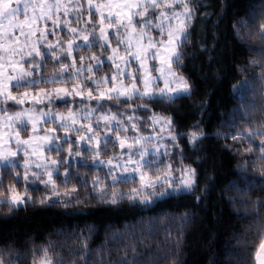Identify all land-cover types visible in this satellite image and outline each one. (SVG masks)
<instances>
[{
  "label": "snow or ice",
  "instance_id": "snow-or-ice-1",
  "mask_svg": "<svg viewBox=\"0 0 264 264\" xmlns=\"http://www.w3.org/2000/svg\"><path fill=\"white\" fill-rule=\"evenodd\" d=\"M199 6L200 0H0V121H3V128L11 130L0 135V143L3 145V149L0 150V168L22 186L31 175L34 185L39 182L45 186L51 185L55 189L56 185L51 179L52 172L48 171L49 164L40 162L43 158L40 149L45 144L48 145V151L57 154L65 149L63 145L54 143L59 139L55 136L56 129H44V123H58L61 130L70 129L79 133L85 125L79 128L75 125L81 120H91L94 114L99 112L100 115L95 116L96 126L102 128L105 135L99 137L94 133L91 124H88L87 131L93 134L79 138L85 141V151H93L87 147L91 141H95L96 148H99L101 140L105 152L108 151L109 144H118L120 149L127 148V152L113 157L121 160L120 164L113 165L112 159L106 162L109 166L108 175L111 177L109 189H114L117 184H129L136 180L137 176L139 177V187L127 193L112 191L109 195L106 188H99L101 203L118 207L121 202L127 200L132 202V207H136L137 204L150 207L156 202L174 196L179 191L192 192L195 196L193 189L198 190V187L194 168L177 169L183 172V177L178 180L177 187H172L170 164L161 169L159 165L164 163L163 160L145 159L149 152L143 146L133 151L134 144H140L141 140H151L153 137L121 138L118 133L128 131V127L124 126V120L120 117L130 122L129 127L133 132L138 131L137 123L134 121L139 120L136 115L137 109H142L148 116V121L145 123L150 122L153 127L160 124L163 126L160 131L169 132L168 139L173 142V147L179 155H183L177 142L179 138L187 139L195 145L205 135L199 123L192 126L194 131L188 137L183 133L173 135L176 125L170 116H158L154 113L149 116L153 107L157 105L178 112V107L172 106L176 105L178 100L190 97L192 94L188 80L178 74L173 65L182 67L184 53L180 49L189 42L188 29L192 19L196 17V8ZM202 15L207 17L211 14L202 13ZM260 21L257 23L253 20V23L257 26V35L264 41V12H261ZM73 24L76 26L73 27ZM240 26L247 29V25L243 22ZM58 32H63L69 39L62 40ZM49 35L56 38L55 43L48 40ZM89 36L92 37L91 40ZM77 39L81 43H75ZM74 44L77 53L85 47L89 52L96 47L104 59L101 60L100 56L95 54L87 57L79 56L80 67H77V58L72 56ZM201 47L203 51H209L208 48ZM61 56L63 60H68V63H64ZM212 59L214 57L209 56V60ZM49 61L56 62L54 67H58V72L51 76H40L41 67L46 69ZM86 61L95 63H86ZM105 64L108 66V73L97 78L95 73L104 72ZM250 65L260 67L259 73L254 75L264 81V66H260L255 60L250 61ZM85 72L90 75H84ZM153 72L156 75H153ZM42 84L72 86L46 90L41 87ZM34 88L40 91L33 94L31 90ZM76 97L80 99L76 100ZM57 100L65 108L69 104L77 105V111L68 108L65 115L40 109L39 114L36 115L37 104L48 106ZM9 101L12 102L13 109L19 107L20 110L10 112ZM92 101H95L94 107L91 106ZM26 102H31L32 107L23 108ZM113 108L117 111L113 112ZM129 111L131 115L128 114ZM29 125L32 135L22 139L20 132L27 133ZM111 125H114V131ZM40 130H44V135H38ZM108 133H111V136ZM217 135L219 138L220 134ZM246 135L249 140H253L257 135L261 137L256 148L259 154L257 157L259 167L253 160L247 164V170L251 172L255 169V175L260 177L261 183H264V121L255 132H248ZM230 138L239 139L235 133ZM69 139L66 135L65 143H68ZM129 140H132V143H128ZM13 141L15 149L10 146ZM76 143L78 144L79 141ZM67 151L69 156L80 155L79 152L73 153L71 148ZM245 151L252 152L253 149L249 147ZM169 154L166 146L163 153L160 147H156L152 153L153 157ZM96 155L99 156L98 151ZM18 156L23 159V164L17 159ZM33 156L36 157L35 160L32 159ZM124 156H127L126 161ZM59 163L63 164L65 160L61 159ZM100 163L105 162L100 161ZM57 164V160H51V165ZM129 165L132 167L129 168ZM17 167L20 171L13 172L12 170ZM33 168L40 171H32ZM121 169L123 171L117 175L116 173ZM144 169H151L152 175ZM161 172L163 175H160ZM43 175H47L48 179L41 180ZM64 183L67 184L68 180ZM100 183L99 180L93 181V190H96V186ZM81 184H87V181H81ZM0 189H4L0 191V205L6 206L9 213L19 210L26 202L32 201L31 195L27 192L21 195L15 184L8 185L5 189L2 176H0ZM34 190L40 189L35 187ZM72 191L74 192L75 189ZM60 195L53 191V196L57 199L45 196L38 202L44 205L51 200L50 206H62L66 209L73 204H82L78 197L64 201L59 198ZM63 195L71 194L65 192ZM196 199L199 200L200 197ZM258 203L264 206V201ZM253 210L259 222L256 223L253 238L243 241V258L237 264H264V216L260 215L258 208ZM77 211L82 213L83 209ZM183 219H187L186 214ZM151 231L149 228V235ZM79 238L82 248L80 262L89 264L91 256L88 255L87 237ZM129 246L132 257L129 259L125 252L120 264H140V255L135 245ZM39 251L43 255L37 258L36 264H67L63 258L54 260L48 254L47 248L41 247ZM55 255L58 257L59 253ZM0 264H13L10 251L6 254L4 249H0Z\"/></svg>",
  "mask_w": 264,
  "mask_h": 264
},
{
  "label": "trees",
  "instance_id": "trees-1",
  "mask_svg": "<svg viewBox=\"0 0 264 264\" xmlns=\"http://www.w3.org/2000/svg\"><path fill=\"white\" fill-rule=\"evenodd\" d=\"M261 12L264 0H200L180 70L192 94L172 106L178 112L157 105L149 113L170 116L185 137L199 123L205 135L195 145L183 138L181 155L196 170L195 196L181 193L150 207L129 202L67 209L28 204L0 219V249L11 252L13 264H36L41 247L54 260L81 264L80 236L87 237L89 264H120L125 252L131 259L129 245H135L140 264H237L243 258V241L253 238L259 222L253 209L264 216L258 203L264 201V183L255 169L247 170L253 160L259 167L261 137L253 142L246 137L264 121V81L254 75L260 67L250 65L255 60L264 66V41L253 23L261 22ZM136 115L146 116L142 109ZM233 133L239 139H231ZM249 147L252 152L245 151ZM81 208L82 213L77 211Z\"/></svg>",
  "mask_w": 264,
  "mask_h": 264
},
{
  "label": "rangeland",
  "instance_id": "rangeland-1",
  "mask_svg": "<svg viewBox=\"0 0 264 264\" xmlns=\"http://www.w3.org/2000/svg\"><path fill=\"white\" fill-rule=\"evenodd\" d=\"M194 18L191 21V26L193 25ZM73 27L76 25L73 24ZM190 26V28H191ZM51 27V25H49ZM190 28L188 31H190ZM256 29V26H254ZM190 33V32H189ZM58 35L62 38V40L67 41L69 37L64 36L63 32H58ZM246 35V34H245ZM248 38V36H247ZM55 37L52 35L48 36V40L52 41L55 43ZM92 37L89 36V40H91ZM75 43H81L79 39L76 40ZM43 50V49H42ZM180 51L183 52L182 48ZM95 54L97 56H100V50L96 47H93L91 52L85 47L82 48L79 53L76 52L75 50V44L73 45V52L72 56L77 58V67H80L79 63V56H89ZM61 59L63 60V56H61ZM100 59L103 60L104 57L100 56ZM64 63H68V60H63ZM55 61H49L47 68L45 69L43 66L41 67L40 70V76H51L53 74H56L58 72V67H54ZM86 63H95L94 61H86ZM27 67V65H26ZM133 68H135V65H133ZM173 68L177 70L178 74L182 75L180 73L181 67L177 65H173ZM109 71L107 64L104 65V72H96L95 75L97 78H99L102 75L107 74ZM153 75H156L155 72L152 73ZM67 76V74H65ZM84 75H90V73L85 72ZM186 79V78H185ZM83 83V81H81ZM72 85L70 84H42L41 87H43L46 90H50L52 88H59V87H67L71 88ZM161 86H163L161 84ZM33 94H36L37 92L40 91L38 88H34L31 90ZM14 94L15 90H13ZM76 100H79V97L75 98ZM9 110L11 111H18L20 110L19 107L13 109L11 107L12 102L9 101ZM47 104V102H46ZM91 106H95V101L91 102ZM25 109H29L32 107L31 102H26L23 106ZM36 115L39 114V110L43 109L44 111H49L51 110L52 112L56 113H63L67 115L68 108H71L73 111H77V105L75 104H69L67 108L62 106L60 102L57 100L52 104H48V106H45L44 104H37L36 106ZM113 112H116V110L113 108ZM131 115V112L128 113ZM100 115L99 112L94 114L93 118L91 120H81L75 127L79 128L81 125H85L83 130H81L79 133H75L72 130H61L60 127L58 126V123H44V129H56L55 131V136L58 137L59 139L54 141V143L63 145L65 151L60 152L57 154L56 152H50L48 151V145L45 144L43 147L40 149L43 153V158L40 162L43 163H48L49 168L48 171L52 172V181L55 183L56 187L53 189L51 185L45 186L43 183L36 182L34 185L32 180H31V175L28 181L23 182V186L20 183H17L14 181V179L11 180V175L8 174L7 177L4 178V188L8 185L15 184L17 191L21 194L24 195L26 192L28 195H31L32 201L26 202L21 208H24L26 205L30 204L32 206H37V207H47L50 206L52 201L49 200L47 204L41 205L38 201L41 199H44L45 196H51L52 199H57V197L53 196V191L60 193V199L67 201L69 199H76L77 197L79 200L82 202V204L77 205L73 204L72 206L74 207H79V206H86V204H91L92 205H107L104 203H101L99 201V198L101 196V193L99 191V188H106L108 191V194L111 195L112 191H117L120 193H127L131 189L139 187L138 180L139 177H136V180L129 184H117L114 189H109L108 185L111 183V177L108 175L109 172V166L107 165V161L109 159H112L113 165H117L121 163V160L119 159H113V157H118L122 153L127 152V148L125 147L124 149H120L118 144H109L108 145V151H104V144L103 141L101 140V143L99 145V148H96V142L91 141L90 143L87 144V147L90 149H93V151H85V141L80 140V136H89L92 135L93 133H89L87 131V125L91 124L94 133H97L99 137H103L105 135V131L102 130V128H97L96 122H95V116ZM158 115V114H156ZM162 116V115H158ZM167 117V116H166ZM120 119L124 120V126L128 127L127 132H119L118 135L121 138H124L125 136L127 137H132V136H151L153 139L151 140H141L140 144H134L133 146V151L138 150L141 146L143 148L147 149L149 152V155L145 157V159H156V160H163L164 163L160 164L159 167L163 169L165 165L170 164L171 165V174L170 178L172 179V187H177L178 186V180L183 177V172L182 171H177V169H185V168H193L183 162V157L178 154L177 150L173 147V142L168 139L169 132L167 130L160 131L161 127H163L160 124L155 125L154 127L151 125V123H145V121H148V116H142L139 117L138 121H134L137 123L138 131L133 132L131 127H129L130 122L124 119V117H120ZM173 120V119H172ZM143 121V122H142ZM43 122V121H42ZM174 123V121H173ZM3 121H0V135H3L5 132L11 131L10 129H5L2 127ZM101 125H103V121H101ZM175 125V124H174ZM19 127V126H18ZM39 127V125H38ZM113 131H114V125H111ZM28 132L25 133L23 131L20 132V136L22 139H27L28 136L32 135L31 132V125L28 126ZM111 136V133H108ZM173 135H179L175 129V132L172 133ZM38 135H44V130H40ZM69 137L70 139L68 140V143H65V138ZM190 136V135H188ZM186 136V137H188ZM247 137V135H246ZM114 138V137H113ZM249 142H253V140H249ZM76 141H79L77 144ZM190 144H192L189 140H187ZM178 144H179V149L183 150V138L178 139ZM128 143H132V140H129ZM193 145V144H192ZM13 149H15V144L14 141L10 145ZM36 145H34L35 147ZM164 146H166L169 149V155L164 156V155H157L153 157L152 153L154 152V149L156 147L161 148V153H163ZM71 148L73 153L79 152L80 155H71L69 156L68 154V149ZM3 149L2 143H0V150ZM97 151L99 152V156L97 157L96 153ZM17 159L20 160V163L23 164V159H21L20 156L17 157ZM33 160L36 159L35 156L32 157ZM57 160L58 164L57 165H51V160ZM63 159L65 160V163L60 164L59 161ZM133 159H138V157H133ZM124 160H127V156H124ZM100 161H104L105 163H100ZM132 166L129 165V168ZM17 170H20L19 167L13 169V172H17ZM32 171H37L39 172L40 170L33 168ZM123 170L121 169L118 171L116 174L119 175L120 172ZM149 175H152L151 169H144ZM4 169L0 168V176H3ZM59 173V174H57ZM67 173L68 175L65 176L64 174ZM160 175H163L161 172ZM48 177L47 175L41 176V180H47ZM68 180V183L65 184L64 181ZM99 180L101 183L96 186V190H93V181ZM12 181V183L10 182ZM81 181H87V184H81ZM35 187H38L40 190L36 191L34 190ZM72 189H75L73 192ZM4 189H0V191H3ZM65 192H69L71 195L70 196H64L63 194ZM181 193H188V191H179L175 195H179ZM124 202H129L130 201H123ZM62 207V206H61ZM16 210L12 211L9 213V210L6 206L0 205V219H5L9 218L14 215V212Z\"/></svg>",
  "mask_w": 264,
  "mask_h": 264
}]
</instances>
